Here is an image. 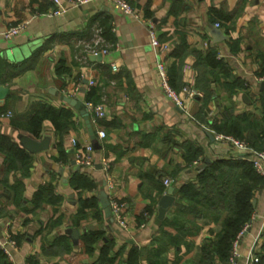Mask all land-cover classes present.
Segmentation results:
<instances>
[{
    "label": "crops",
    "instance_id": "1",
    "mask_svg": "<svg viewBox=\"0 0 264 264\" xmlns=\"http://www.w3.org/2000/svg\"><path fill=\"white\" fill-rule=\"evenodd\" d=\"M127 1L141 20L154 21L159 41L168 45L163 60L181 107L160 87L158 53L149 44L144 21L109 0L66 5L57 14L52 0H0V29L23 24L11 38L0 35V87L5 88L0 108H6L0 114V135L29 159L25 171H5L0 152V239L17 240L6 255L11 264H195L202 244L220 230L224 214L216 221L210 215H180L182 228L165 230L170 237L161 226L178 188L195 179L196 165L186 158L190 144L201 149V166L245 155L216 140L209 125L225 108L256 111L260 104L264 0ZM98 29V47L107 52L92 55L86 44ZM211 48L224 62V72L202 60ZM235 79L245 88L230 90L228 84ZM184 87L199 94L190 97ZM64 97L80 101L83 108L85 101L102 105L101 118L85 108L92 135L84 114ZM43 107L69 116L71 124L45 119L34 135L14 126L6 115L25 119ZM26 137L46 140V148L27 150ZM89 144L92 164L78 165L75 152L85 154ZM83 171L96 188L81 195L97 197L98 204L78 216L80 190L71 179ZM164 178L171 179L174 202L160 216L158 200L168 188ZM109 185L110 195L124 203V228L112 214L105 216L100 204V192L104 190L108 199ZM251 202L253 212L238 244L240 264L260 246L264 186ZM145 206L152 212L145 213ZM88 231L99 233L94 242L85 239ZM172 237H177L176 244Z\"/></svg>",
    "mask_w": 264,
    "mask_h": 264
},
{
    "label": "trees",
    "instance_id": "2",
    "mask_svg": "<svg viewBox=\"0 0 264 264\" xmlns=\"http://www.w3.org/2000/svg\"><path fill=\"white\" fill-rule=\"evenodd\" d=\"M215 54V49L211 48L202 57V60L211 68H219V70L223 71L225 64L222 60H217ZM263 74L264 66L258 72L259 77H262ZM169 83L175 90L170 77ZM228 87L233 91L245 88L243 81L238 79L233 80V82L228 84ZM209 94V92H206L207 97ZM5 111V107L0 108V114ZM10 117V122L14 126L34 135L39 134L41 122L45 119H50L53 124H58V122L63 125L71 124L69 116L57 112L51 107L40 108L25 119L12 117V114H10ZM209 126L213 132L242 140L252 149H264V92L261 94L260 104L257 106L256 111L242 110L234 113L232 109L225 108L221 118L219 120L215 119ZM59 143H61L60 140ZM0 152L5 156V171L12 168H22L25 171L29 166V159L25 156L22 148L1 135ZM186 153L188 161L199 160L197 158L201 155V149L196 145L190 144ZM245 155L234 158H216L209 162H204L203 168L196 172L194 181L184 183L178 188V197L174 206L166 212L167 214L162 220L163 228L161 226V232L168 234L165 230L173 229L178 231L182 228L180 227L182 223L178 219L180 215L187 214L198 217L210 215V218L216 221L224 214L221 219L220 230L211 240L202 244L200 258L195 264H228L232 241L251 218L253 212L251 200L255 192L264 186V178L255 173L251 162L245 158ZM71 184L79 187L80 196L77 215L84 216L86 208L96 206L98 199L97 197L83 198L81 192L95 189L96 185L93 180L85 175V171L79 172L73 177ZM46 190L50 192L48 188ZM143 211L151 213L152 209L145 206ZM168 235L169 237L171 236L170 234ZM98 236L99 233L88 231L85 234V239L94 242ZM11 238L17 242L15 237ZM176 238L172 237L171 239L175 244L178 241ZM61 240L63 244L66 242L65 238ZM256 254L258 260L253 264H264V228ZM132 255L134 254L131 253L129 258ZM0 264H11L1 249Z\"/></svg>",
    "mask_w": 264,
    "mask_h": 264
},
{
    "label": "built area",
    "instance_id": "3",
    "mask_svg": "<svg viewBox=\"0 0 264 264\" xmlns=\"http://www.w3.org/2000/svg\"><path fill=\"white\" fill-rule=\"evenodd\" d=\"M55 5L56 9L53 11L54 14L60 13L64 10V7L66 5H71V6H80L84 5L86 3L91 2L92 0H52ZM116 8L120 9L126 14H130L136 18H139L141 20V17L137 12H135L134 8L130 5V3L127 0H109ZM144 21L146 24L148 34H149V44L152 48H154L157 51V60L155 62V70L157 73V76L159 78V83L160 87L164 93V95L169 98L171 101L174 102L175 105L181 107L182 106V101L177 93L176 90H174L169 83V76H168V70H167V64L165 60H163V55L165 54L168 45L166 43L160 42L157 36V30L154 21L152 20H141ZM215 26H218V23L214 24ZM23 27L22 23H18L13 26H9L5 29H0V35L3 36L4 38H11L15 34H17L20 29ZM102 41L101 37L99 36V29L96 31V34L92 40L86 44V51L87 53H90L92 55H97L99 53H106L107 49L106 48H99L98 45ZM113 70L116 69L114 65H112ZM264 78V77H263ZM261 79V78H259ZM93 84L92 80H89L88 82V87H90ZM77 88H74V91ZM183 91L190 97L198 95V91L195 90L193 87H184ZM84 106L86 109L91 110L94 113V116L97 118H101L105 116V110L102 107L101 104L98 103H92L91 101H85ZM7 116L10 115V113L6 114ZM98 136L100 138H103L105 136L104 131L100 130L98 132ZM213 136L216 140L221 141L223 143H226L230 145L232 148L244 152L246 154V158L251 162L252 167L255 171L256 174L264 178V149L261 150H255L250 148L246 142L236 139L232 136L229 135H223L219 133L213 132ZM72 145H75V140L72 139ZM92 150L91 145H86L84 147V153H81L80 151H76L74 154V160L78 165L81 166H88L92 164V159L89 156V152ZM193 164L196 165V172H199L203 166L199 165L200 161L195 160L193 161ZM163 185L165 187H168L171 184V179L170 178H164L162 181ZM110 185H109V208L110 212L113 215V218L115 222L120 226V227H125L126 226V221H125V213H124V203L116 199L114 196L110 195ZM247 225L241 229L234 240L232 241L231 244V252L229 255V261L228 264H240L239 263V257L240 253L238 251V244L239 240L242 237ZM11 248H16V241L12 239L9 236L4 237L3 239H0V249L6 254L7 256H10ZM254 248L251 249V251L248 253V256L246 257L245 263L244 264H253L258 260L257 253Z\"/></svg>",
    "mask_w": 264,
    "mask_h": 264
},
{
    "label": "water",
    "instance_id": "4",
    "mask_svg": "<svg viewBox=\"0 0 264 264\" xmlns=\"http://www.w3.org/2000/svg\"><path fill=\"white\" fill-rule=\"evenodd\" d=\"M218 32V29H214L213 32ZM261 89L264 90V81L261 82ZM5 90V88L0 87V92H3ZM64 100L70 104H72L75 108L79 109L80 112L82 114H84L85 116V120H86V124L89 127V121L87 118V110L85 108L82 107L81 102L77 101L75 99L69 98V97H64ZM89 133L92 135L91 129L89 127ZM211 138H213L210 135ZM25 147L27 148V150L34 152V151H38V150H42L46 148V140L37 142L35 140H32L31 138H24L23 140ZM172 192H173V187H168L166 193H164L158 200V206H159V215L162 216L165 211L172 206L173 202H174V198L172 196ZM100 204L104 210V214L105 216H110L111 212H110V208H109V201L107 199V195L105 193L104 190H102L100 192Z\"/></svg>",
    "mask_w": 264,
    "mask_h": 264
},
{
    "label": "rangeland",
    "instance_id": "5",
    "mask_svg": "<svg viewBox=\"0 0 264 264\" xmlns=\"http://www.w3.org/2000/svg\"><path fill=\"white\" fill-rule=\"evenodd\" d=\"M109 201V200H108ZM16 245H17V243H16Z\"/></svg>",
    "mask_w": 264,
    "mask_h": 264
}]
</instances>
